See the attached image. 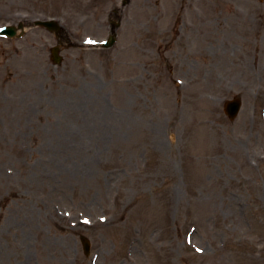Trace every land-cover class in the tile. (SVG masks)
<instances>
[{
	"label": "rangeland",
	"instance_id": "obj_1",
	"mask_svg": "<svg viewBox=\"0 0 264 264\" xmlns=\"http://www.w3.org/2000/svg\"><path fill=\"white\" fill-rule=\"evenodd\" d=\"M121 1L0 0V264H264V0Z\"/></svg>",
	"mask_w": 264,
	"mask_h": 264
},
{
	"label": "water",
	"instance_id": "obj_2",
	"mask_svg": "<svg viewBox=\"0 0 264 264\" xmlns=\"http://www.w3.org/2000/svg\"><path fill=\"white\" fill-rule=\"evenodd\" d=\"M39 26L47 28L49 31H54L57 33L60 30V27L58 23H56L53 20L50 21H44V22H37ZM15 27H6L0 31V34H6L9 37H14L15 36ZM114 43V37L111 36L108 39V42L103 45V47H110ZM52 61L54 62L55 65L60 64L61 58L57 56V49L52 50ZM240 101L237 99H234L232 101H227L224 106V112L229 118V120H234L236 116L238 115V112L240 110ZM84 251L85 254H88L89 252V245L88 243L84 242Z\"/></svg>",
	"mask_w": 264,
	"mask_h": 264
},
{
	"label": "flooded vegetation",
	"instance_id": "obj_3",
	"mask_svg": "<svg viewBox=\"0 0 264 264\" xmlns=\"http://www.w3.org/2000/svg\"><path fill=\"white\" fill-rule=\"evenodd\" d=\"M59 44L61 45L62 43H60V41H59Z\"/></svg>",
	"mask_w": 264,
	"mask_h": 264
}]
</instances>
